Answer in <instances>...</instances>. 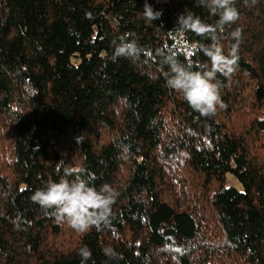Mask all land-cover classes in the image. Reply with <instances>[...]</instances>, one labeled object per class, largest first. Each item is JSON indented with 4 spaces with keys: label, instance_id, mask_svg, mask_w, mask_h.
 I'll use <instances>...</instances> for the list:
<instances>
[{
    "label": "trees",
    "instance_id": "1",
    "mask_svg": "<svg viewBox=\"0 0 264 264\" xmlns=\"http://www.w3.org/2000/svg\"><path fill=\"white\" fill-rule=\"evenodd\" d=\"M147 2L151 23L145 0H0V264H264V0H235L218 34L227 54L241 30L240 59L211 116L167 87L165 60L210 63L177 21L218 17ZM66 168L119 193L99 227L31 199Z\"/></svg>",
    "mask_w": 264,
    "mask_h": 264
},
{
    "label": "clouds",
    "instance_id": "2",
    "mask_svg": "<svg viewBox=\"0 0 264 264\" xmlns=\"http://www.w3.org/2000/svg\"><path fill=\"white\" fill-rule=\"evenodd\" d=\"M198 4L218 17L215 23H206L199 16L182 13L178 17L179 32H194L207 38L210 43L203 49L210 63L202 64L199 70H193L191 64H185L167 57L169 65L166 73V85L181 93L189 106L201 115H214L218 109L227 107L222 99L223 84L218 79L223 76L230 79L239 67V43L241 30L231 32L236 41L225 54L219 42L218 34H223L225 27L235 23L240 13L235 6V0H198ZM162 15L161 10H154L145 0L143 18L151 23ZM138 45L133 41H125L115 48L114 56H132L138 52ZM82 171V170H81ZM65 176L58 181H49L43 188L37 189L31 199L42 208H55L58 216L77 232H87L92 226L107 221L112 213L119 193L110 185L99 188L92 186L87 180L77 175L73 179V170L66 168Z\"/></svg>",
    "mask_w": 264,
    "mask_h": 264
}]
</instances>
